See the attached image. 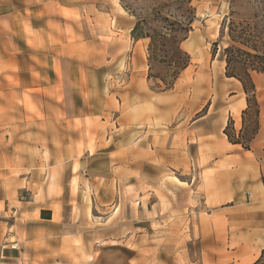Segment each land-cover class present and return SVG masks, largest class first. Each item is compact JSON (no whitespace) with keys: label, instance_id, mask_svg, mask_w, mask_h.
<instances>
[{"label":"rangeland","instance_id":"obj_1","mask_svg":"<svg viewBox=\"0 0 264 264\" xmlns=\"http://www.w3.org/2000/svg\"><path fill=\"white\" fill-rule=\"evenodd\" d=\"M42 20L41 51L32 37L27 46L18 37L0 45L4 191L33 168L32 147L43 144L45 151L50 127L62 137L76 131L89 165L70 214L76 240L44 246L53 264H197L206 246L183 244L187 215L172 206L195 178L230 171L228 145L239 142L235 149L242 152L256 139L264 150L258 103L264 101V0H44ZM116 26L129 32L117 33ZM142 40L141 64L133 50ZM65 61L78 94L79 118L71 122L62 101L70 90L58 79ZM55 62L57 78L50 69ZM177 65L185 67L176 71ZM0 210V221L11 226L3 241L13 245L23 222ZM212 219L205 213L200 222ZM238 232L245 238L246 230ZM229 250L223 246L213 255L223 264L248 261L246 253ZM255 264H264V253Z\"/></svg>","mask_w":264,"mask_h":264},{"label":"crops","instance_id":"obj_2","mask_svg":"<svg viewBox=\"0 0 264 264\" xmlns=\"http://www.w3.org/2000/svg\"><path fill=\"white\" fill-rule=\"evenodd\" d=\"M43 15L44 0H0V45L10 46V39L18 37L21 46H27V39L32 37L35 50L41 51ZM112 25L113 28L116 22L113 21ZM115 30L117 33H128L129 27L116 26ZM138 43L134 44L133 53L136 51L139 58V54L144 53L146 43L144 40ZM66 62H63L66 67L62 69L59 62L58 79L62 90L64 85L65 89L70 90L62 101L66 108L65 120L71 122L79 118L75 105L78 94L74 88L75 73L71 63ZM50 69L57 78V62ZM258 103L260 111L264 110V101L258 100ZM74 133L73 138L71 134L70 137H62L57 127H50L46 133L48 142L45 151L43 144L36 143L32 147L37 152L34 166L27 175L22 176V180H14L19 185L4 191L0 183V208L2 206L5 213H17L23 222V231L20 235L15 234L13 245H8L2 236L3 231L11 226L6 221H0V264H50L49 258L53 264L56 259L44 252V246L49 245L50 241H57V247H62L71 238L76 240V232L73 231L77 230V224L70 214L77 207L74 208L73 201L80 192L82 173L89 165V153L86 148H79L78 136L76 131ZM199 146L190 144L189 149L197 151L201 149ZM228 146L234 150L226 160L231 165L230 171L209 173L205 181L195 178L188 192H183V196H187L172 206L176 212L187 215L189 232L183 244L201 242L206 246L197 264H223L219 256L213 255L218 254L223 246L233 247V252L229 250L231 254H247L248 261L235 264H255L264 253V150L256 139L252 140L250 150L238 152L235 149L237 145ZM215 158H211V164ZM192 161L194 166H199L198 155L195 154ZM74 180L77 183L75 189L72 187ZM23 192L28 195L25 200L22 199ZM205 213L215 219L207 224L201 223L200 219ZM239 230H246L245 238Z\"/></svg>","mask_w":264,"mask_h":264},{"label":"trees","instance_id":"obj_3","mask_svg":"<svg viewBox=\"0 0 264 264\" xmlns=\"http://www.w3.org/2000/svg\"><path fill=\"white\" fill-rule=\"evenodd\" d=\"M136 32H137V27H135L134 29H133V31H132V33H133V35L134 34H136ZM147 37V36H146ZM145 36H143V35H139V38H146ZM185 66L184 65H181V67L179 66V65H177L174 69L176 70V71H178V70H180L181 68H184ZM246 77H247V85L249 86V88H250V92L252 93V95H254V86H253V84H252V81H251V79H250V77L248 76V75H246ZM241 82V84H242V86H243V88H244V90L246 91L248 88H247V85H246V83L244 82V81H240ZM256 113L258 114V111H256ZM228 137V136H227ZM229 139H230V137H228ZM232 144H236V145H239L240 143L239 142H233ZM245 150H248L247 148H245ZM262 185H263V187H264V177H262Z\"/></svg>","mask_w":264,"mask_h":264}]
</instances>
